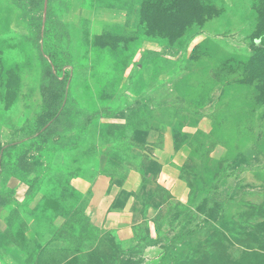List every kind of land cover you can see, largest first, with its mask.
I'll list each match as a JSON object with an SVG mask.
<instances>
[{"label":"rangeland","instance_id":"374dc122","mask_svg":"<svg viewBox=\"0 0 264 264\" xmlns=\"http://www.w3.org/2000/svg\"><path fill=\"white\" fill-rule=\"evenodd\" d=\"M96 7L124 12L101 21ZM263 33L264 0H0V200L15 202L0 264H264ZM48 68L58 117L45 129ZM168 127L193 149L191 192L160 207L147 145ZM115 168L145 181L130 216L93 228L69 181Z\"/></svg>","mask_w":264,"mask_h":264},{"label":"crops","instance_id":"0c3cea01","mask_svg":"<svg viewBox=\"0 0 264 264\" xmlns=\"http://www.w3.org/2000/svg\"><path fill=\"white\" fill-rule=\"evenodd\" d=\"M124 11L115 7H96L90 11L91 18L101 21H111L122 18ZM198 128H184L183 132L193 134ZM151 147V159L154 160L160 167L155 182L157 186L163 189L169 195V200L163 203L160 207L166 206L169 201H175L181 205L187 204L190 199L189 187L181 176L183 168L189 163L193 149L187 142L178 143L175 141V136L172 128L168 127L158 146L147 145ZM225 150L221 146L215 147L209 154L210 158L220 159L224 157ZM118 177H111L106 172H99L93 177L86 178L73 177L69 181V185L78 195L88 194V200L85 206L84 214L88 219L91 227L101 229L107 224V220L112 215L111 210L117 211L115 217L120 220L130 216L131 206L134 201L133 193L143 186L145 177L135 169L130 170L119 182ZM19 196L24 198V187L20 189L17 184ZM125 192L128 197L124 206L114 209L113 206L117 201L119 194ZM19 199V197H17ZM21 199V200H22ZM10 207L0 206V239L9 229ZM146 219L138 220L132 224L118 227V236L123 239H129L132 236L133 228L140 226ZM149 224L150 240L156 238V232L153 230V222L147 220Z\"/></svg>","mask_w":264,"mask_h":264},{"label":"trees","instance_id":"16d2710c","mask_svg":"<svg viewBox=\"0 0 264 264\" xmlns=\"http://www.w3.org/2000/svg\"><path fill=\"white\" fill-rule=\"evenodd\" d=\"M263 35H264V33H263ZM49 76H52V73H51V70L48 68L46 73H44V81L45 82L40 87L42 104H43V109H44L45 113L43 114V117H41V120L39 121V126H40V128L44 127L45 129L50 128L52 122L56 121V119L58 117V115L56 113L57 109H56V107H54L56 102H57V99H55V98H57V95L59 94L58 90L56 88L58 81L52 77L50 78V80L46 81L47 77H49ZM155 165L158 167V172H159V169H160L159 165L156 162H155ZM132 169L140 171L143 174V177H145V171L143 168H129L127 170H125L123 168H115L112 170V172H106V173L111 177H118L119 182H121L124 179L125 175ZM116 170H119V171L116 172ZM158 172H157V175H158ZM74 177H82V175H76ZM186 183H187L189 190H190L191 188L189 186V183L187 181H186ZM161 190L164 191L163 189H161ZM167 195H168V193H167ZM31 196H32L31 192L29 191V189H27V191L25 193V198L29 199ZM3 198L4 197H2V199L0 200V206H2V207H10L13 203H15V202L10 201V199H8V198L7 199H3ZM167 198L169 200V195L167 196Z\"/></svg>","mask_w":264,"mask_h":264}]
</instances>
